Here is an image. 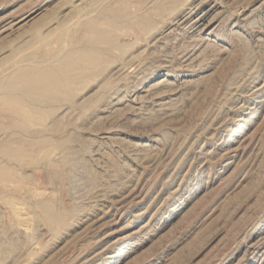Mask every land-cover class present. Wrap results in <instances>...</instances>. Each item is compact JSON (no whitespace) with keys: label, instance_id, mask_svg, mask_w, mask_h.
Returning a JSON list of instances; mask_svg holds the SVG:
<instances>
[{"label":"rangeland","instance_id":"1","mask_svg":"<svg viewBox=\"0 0 264 264\" xmlns=\"http://www.w3.org/2000/svg\"><path fill=\"white\" fill-rule=\"evenodd\" d=\"M88 24L105 58L71 102L0 111V150L35 147L0 151V264H264V0H0V102Z\"/></svg>","mask_w":264,"mask_h":264},{"label":"bare ground","instance_id":"2","mask_svg":"<svg viewBox=\"0 0 264 264\" xmlns=\"http://www.w3.org/2000/svg\"><path fill=\"white\" fill-rule=\"evenodd\" d=\"M110 23H108L109 28H110L111 25H112V28H113L114 27L113 24L110 25ZM108 25H107V27H108ZM37 27H38V25H37ZM109 28H108V30H109ZM112 28L109 31L114 30V28L113 29ZM108 30L106 28V31H108ZM106 31L105 30L102 31L101 29H99V26L97 27L96 24H88V26L84 29V31L82 33V37H79V42H82V43H85L86 44L85 48H83V47L81 49H78L77 48L78 50H76L74 52H71V53L65 55L63 58H61V60L58 61V63L55 65V67L52 65L53 67L41 68L38 65V66L33 67V68L22 69V70L18 71L15 74V76H14L13 79H10L9 81H6L5 83H3L2 86L5 87L4 89L8 88V90L12 94L11 93H8V94H6L2 98V101L0 102V108H1L0 111H3V113L5 115H7V117L9 116V118L11 120V124L12 125H16L15 127H18L19 126V127H22V128L24 126L26 128L27 126H30V125L33 124V122H32L33 113H32V110H30V109H34V108H31L30 107V109H29L25 105L26 103H24V100L25 99H24V96L23 95H27V98L26 99L31 98L30 96H34L36 98L38 97V98L41 99V102L46 103V104L47 103H54V102L57 103L58 101H62V100L63 101L64 100H67V101L69 100V102H71L72 101L71 99L73 97L72 94L74 93V91H73L74 90V86L80 84L81 77H83L84 73L86 71H88V70H90V71L91 70H96L98 67L99 68L101 67L99 65L102 64L101 61H103L104 60L103 58H105V57L102 58V52H100L95 47V45L98 42L100 44V42L104 41L102 39H106V37H105L106 36V33H105ZM116 33H117V31H116ZM108 35H109V33H108ZM58 36L61 37V35H58ZM58 36L55 37L56 38V41L60 39V38H57ZM33 37H34V40H35L36 43L43 44L46 47L48 46V44H47L48 41H46V38L47 37H44L43 34L41 32H39V30L36 29V28H34ZM107 41L105 40L102 43H106ZM57 42H59V41H57ZM79 44L80 43H78V45ZM57 45L59 46V43H57ZM50 46H51V48H50ZM50 46L47 48L49 54L48 53H46V54L48 56L51 53H53L55 50H57V49H54L55 46H53V45H50ZM56 48H58V47H56ZM43 51L46 52L45 49ZM36 52H37V50L34 51V53L32 55L33 58H35V57L37 58V56H41L40 54L37 55ZM103 53H104V51H103ZM48 56H44V57H48ZM106 58H108V57H106ZM55 59H57V58L55 57ZM99 70H102V69H99ZM79 86H81V85H79ZM15 92H17L16 94L19 93L20 95L19 96H14V93ZM38 101L39 100H37V102ZM30 103L31 102H29V106H30ZM44 107H45V105H44ZM38 111L39 110H37V112ZM33 126L34 125H32V127ZM11 128H13V126ZM47 130H48V128H47ZM45 140L46 139H44V141ZM22 141H21V139H20V141L18 140V142L23 145ZM44 141L41 139L40 141H38V143L39 142L40 143L41 142L42 143H45ZM11 142H12V145H13V143H15L13 141H11ZM18 142H16L15 145H17ZM48 142L49 141H46L47 144H48ZM25 143H26V141H25ZM7 144H6L7 147H5V149H4V147H2V148L4 150H6V152H8L7 155L9 153H11L10 155L15 156L16 159L18 157V155H17L18 152H19V154H21L20 152H24V151H27V153H29V151L31 152V150L33 151V149L35 148L33 146H30L31 143H29L30 144L29 145L28 142H27V144L29 145L28 147H26V145L25 146H22L21 144H20L21 145V147H20V145L18 144L19 145L18 146L19 148L16 147L17 149L9 150V147L10 146H8ZM9 144H10V142H9ZM43 146H44V144H42L41 148L47 147V145L45 147H43ZM13 147H14V145H13ZM6 148H8V149H6ZM38 148H40V147H38ZM3 149H1V150H3ZM39 150H43V149H39ZM44 150H46V149H44ZM37 152H38V149H37ZM24 156H26V155H24ZM9 157H11V156H9ZM6 158L8 160L10 159L8 157H6ZM19 158L21 159V157H19ZM19 158H18V160H19ZM4 162H2V163H4ZM2 165H4V164H2ZM0 169H2V168H0ZM6 170H8V169H6ZM5 172L6 171H4L3 173H5ZM9 172H10V169H9ZM7 174H8V172H7ZM9 175L12 176V171H11V174L9 173ZM9 175H8V179L6 180L7 182H8L9 177H10ZM3 177H6V176L3 175L2 174V171L0 170V178H3ZM6 181H5V183H6ZM42 202H44V201H42ZM39 209L44 214V219H45V221L49 225L56 227V226H61L63 224V222H64V220H63L64 216L63 215L64 214L60 210L59 211L58 210H55L50 204H42V203H41V205H39Z\"/></svg>","mask_w":264,"mask_h":264}]
</instances>
